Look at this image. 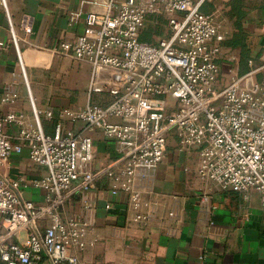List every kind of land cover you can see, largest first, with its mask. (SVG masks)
I'll return each instance as SVG.
<instances>
[{
	"label": "built area",
	"instance_id": "obj_1",
	"mask_svg": "<svg viewBox=\"0 0 264 264\" xmlns=\"http://www.w3.org/2000/svg\"><path fill=\"white\" fill-rule=\"evenodd\" d=\"M205 1L107 0L104 11L87 12L83 32L58 47L90 66L88 100L44 109L33 104V123L24 112H0V264H77L79 252L98 239L90 237L95 208L87 200L71 213L64 206L104 174L112 194H127L131 221L154 216L161 201L149 193L172 134L181 148L199 150L200 179L245 198L257 190L264 209V50L248 59L245 71L224 78L219 60L226 32L218 14L202 8ZM0 5L8 12L7 0ZM150 14L169 26L157 42L140 37ZM28 20L22 21L25 33L32 31ZM10 30L21 60L19 43L27 36L11 20ZM43 118L53 123L51 131ZM66 120L83 121L85 128L68 127ZM10 122L19 126L15 138L5 130ZM87 127L101 128L117 142L116 156L102 168L93 167ZM24 149L46 166L45 175L29 179L4 169ZM29 186L45 188L46 199L24 197Z\"/></svg>",
	"mask_w": 264,
	"mask_h": 264
},
{
	"label": "crops",
	"instance_id": "obj_2",
	"mask_svg": "<svg viewBox=\"0 0 264 264\" xmlns=\"http://www.w3.org/2000/svg\"><path fill=\"white\" fill-rule=\"evenodd\" d=\"M7 1L8 12L0 5L3 41L0 112H24L26 121L33 123V104L42 109L83 104L78 102L83 91L87 101L90 66L64 56L58 47L62 41L83 32L87 12L104 11L107 0ZM202 8L216 12L226 32L224 53L219 60L222 76L226 78L230 71H245L248 59L257 58L264 50V0H206ZM226 9L237 18L232 33L224 22L222 13ZM241 10L245 11L242 15ZM25 18L32 24L29 33L22 26ZM10 20L17 33L27 36V40L19 43L21 60L12 39ZM168 32L165 18L150 14L140 37L157 42ZM229 55L235 58L229 60ZM31 76L36 80L39 76L48 79L52 91L47 100L43 96L37 98ZM14 92L18 95L13 100L2 99ZM43 124L45 129H52V123L44 118ZM65 125L85 128L83 121L66 120ZM5 130L15 138L19 126L10 122ZM86 131L94 139L93 167L102 168L116 156L117 142L101 128L87 127ZM199 160L197 148H181L175 134L169 137L149 193L160 197L161 203L154 216L146 221L130 220L127 194H112L110 179L105 174L95 187L77 192L64 210L69 213L81 210L84 201H90L95 208V230L90 237H98L94 245L79 252L77 264H264V209L260 193L251 190L245 198L240 192L225 191L213 181L200 179ZM4 169L29 179L40 178L47 172L46 166L34 161L27 149L13 153ZM22 194L39 202L46 199L47 191L29 186ZM107 202L111 203L110 208L105 206ZM170 210L175 214L169 215ZM41 264L51 263L44 259Z\"/></svg>",
	"mask_w": 264,
	"mask_h": 264
},
{
	"label": "rangeland",
	"instance_id": "obj_3",
	"mask_svg": "<svg viewBox=\"0 0 264 264\" xmlns=\"http://www.w3.org/2000/svg\"><path fill=\"white\" fill-rule=\"evenodd\" d=\"M243 12H245V11H243V10L240 11L241 14ZM222 14H223V18L225 19L224 22L226 24V28L228 29V32L232 33L233 30L235 29L236 25H237V18L235 16V14H232L230 9L224 10ZM245 24L247 25V22H245ZM31 83H32L33 89L35 91V94L37 95V98L43 96V98H45L47 100V98L50 97V91H52V87L49 84L48 79L45 78V76H39V78H37V80H36L35 76H31ZM85 92L86 91H83L82 94H80L81 96H80L79 101H78L79 103H85L86 102V93ZM96 96H99V94L93 93V99H95ZM87 100H88V98H87ZM52 127H53V123H52Z\"/></svg>",
	"mask_w": 264,
	"mask_h": 264
},
{
	"label": "trees",
	"instance_id": "obj_4",
	"mask_svg": "<svg viewBox=\"0 0 264 264\" xmlns=\"http://www.w3.org/2000/svg\"><path fill=\"white\" fill-rule=\"evenodd\" d=\"M242 15V14H241ZM142 39V38H141ZM236 39H237V37H236ZM47 131H51V129H46Z\"/></svg>",
	"mask_w": 264,
	"mask_h": 264
}]
</instances>
